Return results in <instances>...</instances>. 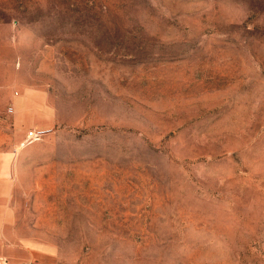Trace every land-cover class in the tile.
Listing matches in <instances>:
<instances>
[{
    "label": "rangeland",
    "instance_id": "374dc122",
    "mask_svg": "<svg viewBox=\"0 0 264 264\" xmlns=\"http://www.w3.org/2000/svg\"><path fill=\"white\" fill-rule=\"evenodd\" d=\"M4 151L0 264H264V0H0Z\"/></svg>",
    "mask_w": 264,
    "mask_h": 264
},
{
    "label": "crops",
    "instance_id": "0c3cea01",
    "mask_svg": "<svg viewBox=\"0 0 264 264\" xmlns=\"http://www.w3.org/2000/svg\"><path fill=\"white\" fill-rule=\"evenodd\" d=\"M4 153H5V151L4 152H0V175H1V173H5L6 172V168H7V163H6L5 159L2 158V155ZM1 165H2V167H1ZM1 168H2V170H1Z\"/></svg>",
    "mask_w": 264,
    "mask_h": 264
},
{
    "label": "built area",
    "instance_id": "2783aa9c",
    "mask_svg": "<svg viewBox=\"0 0 264 264\" xmlns=\"http://www.w3.org/2000/svg\"><path fill=\"white\" fill-rule=\"evenodd\" d=\"M31 134L33 135V132Z\"/></svg>",
    "mask_w": 264,
    "mask_h": 264
}]
</instances>
